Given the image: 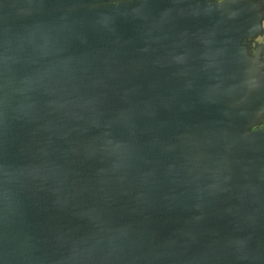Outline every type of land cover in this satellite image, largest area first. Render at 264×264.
Segmentation results:
<instances>
[{
    "label": "water",
    "instance_id": "water-1",
    "mask_svg": "<svg viewBox=\"0 0 264 264\" xmlns=\"http://www.w3.org/2000/svg\"><path fill=\"white\" fill-rule=\"evenodd\" d=\"M256 13L0 0V264H264Z\"/></svg>",
    "mask_w": 264,
    "mask_h": 264
},
{
    "label": "flooded vegetation",
    "instance_id": "flooded-vegetation-1",
    "mask_svg": "<svg viewBox=\"0 0 264 264\" xmlns=\"http://www.w3.org/2000/svg\"><path fill=\"white\" fill-rule=\"evenodd\" d=\"M223 1V0H214ZM256 7V18L250 35L243 40L244 48L251 55H258L264 67V0H246ZM256 126H264V121Z\"/></svg>",
    "mask_w": 264,
    "mask_h": 264
}]
</instances>
